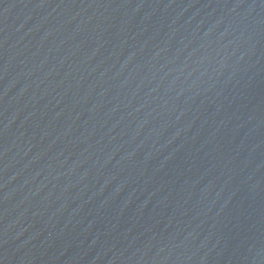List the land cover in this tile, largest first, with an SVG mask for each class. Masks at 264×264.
<instances>
[{
  "label": "water",
  "instance_id": "95a60500",
  "mask_svg": "<svg viewBox=\"0 0 264 264\" xmlns=\"http://www.w3.org/2000/svg\"><path fill=\"white\" fill-rule=\"evenodd\" d=\"M0 264H264V0H0Z\"/></svg>",
  "mask_w": 264,
  "mask_h": 264
}]
</instances>
